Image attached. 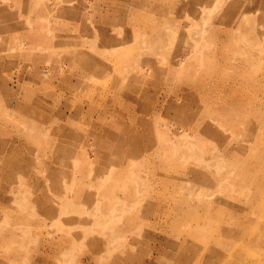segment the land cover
<instances>
[{
	"label": "rangeland",
	"instance_id": "rangeland-1",
	"mask_svg": "<svg viewBox=\"0 0 264 264\" xmlns=\"http://www.w3.org/2000/svg\"><path fill=\"white\" fill-rule=\"evenodd\" d=\"M0 264H264V0H0Z\"/></svg>",
	"mask_w": 264,
	"mask_h": 264
}]
</instances>
